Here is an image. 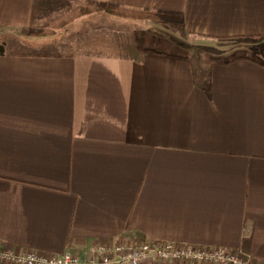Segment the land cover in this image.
<instances>
[{"label": "crops", "instance_id": "1", "mask_svg": "<svg viewBox=\"0 0 264 264\" xmlns=\"http://www.w3.org/2000/svg\"><path fill=\"white\" fill-rule=\"evenodd\" d=\"M93 4L175 19L102 13L118 40L53 41L55 13ZM158 27L176 43L146 37ZM180 38L225 58L196 62ZM0 240L81 258L170 242L264 263V0H0Z\"/></svg>", "mask_w": 264, "mask_h": 264}, {"label": "built area", "instance_id": "2", "mask_svg": "<svg viewBox=\"0 0 264 264\" xmlns=\"http://www.w3.org/2000/svg\"><path fill=\"white\" fill-rule=\"evenodd\" d=\"M0 261L6 264H264L227 248L202 249L170 242H128L99 246L88 258L72 252L60 256L17 253L0 240Z\"/></svg>", "mask_w": 264, "mask_h": 264}, {"label": "rangeland", "instance_id": "3", "mask_svg": "<svg viewBox=\"0 0 264 264\" xmlns=\"http://www.w3.org/2000/svg\"><path fill=\"white\" fill-rule=\"evenodd\" d=\"M64 16H65V19L72 18L70 20L71 22L64 25L66 27H61V29H59L57 27V23H54L52 27V30H56V29L59 30V32L57 31V35L53 38V41H58L59 44L66 42V41H68L69 43L74 42L75 38L73 39V37L76 33H78V35L80 34L78 36L79 41L84 40L85 43L94 42V41L96 43H103L106 41L118 40L116 39V36H119V35L122 36L123 35L122 33L124 32L123 30H120L122 29L121 27L115 28L113 24H110L107 21H103L102 13H93V15L92 14L91 15H87V14L80 15L78 13L67 15V14H56L55 13L54 16H52V18L58 21H62L64 18L61 20L59 19V17L61 18ZM59 25L61 26V23H59ZM153 31L154 33L146 36V37H150L153 40V43L159 42V45L161 46H164V45L166 46L167 42L172 43V44L174 42L176 43L175 38L177 37L168 36V33H167L168 31L166 29L163 30V28L158 27V28L153 29ZM142 39L144 40V38ZM180 42H183L182 45L184 43L190 46L196 45V53L194 55H191L190 53H188L195 58L196 62L206 61V59L207 60H222L225 58L224 55L207 54L208 50L205 53V50H204L206 48L205 45H208L209 44L208 42H203L197 39L195 41H192L191 39L184 40L183 38H180ZM27 46H30V45H27ZM198 47H202V48H198Z\"/></svg>", "mask_w": 264, "mask_h": 264}, {"label": "trees", "instance_id": "4", "mask_svg": "<svg viewBox=\"0 0 264 264\" xmlns=\"http://www.w3.org/2000/svg\"><path fill=\"white\" fill-rule=\"evenodd\" d=\"M93 13H105L109 15L120 16L126 19L152 20L155 22H169V21H174L175 19L169 13L162 12V11L138 10V9L135 10V9H128V8L119 7V6H107V5H97V4H93L88 7H82L79 14L89 15ZM71 19L72 18H68L65 21L61 22V26H64L67 23L71 22L70 21Z\"/></svg>", "mask_w": 264, "mask_h": 264}]
</instances>
